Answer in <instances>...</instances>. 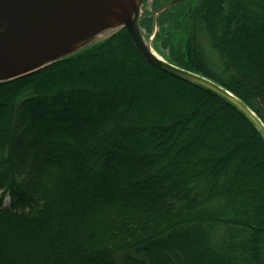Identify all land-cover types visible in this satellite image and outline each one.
I'll use <instances>...</instances> for the list:
<instances>
[{
	"label": "trees",
	"instance_id": "1",
	"mask_svg": "<svg viewBox=\"0 0 264 264\" xmlns=\"http://www.w3.org/2000/svg\"><path fill=\"white\" fill-rule=\"evenodd\" d=\"M172 1L145 43L264 125V0ZM0 264H264V136L104 30L0 82Z\"/></svg>",
	"mask_w": 264,
	"mask_h": 264
},
{
	"label": "water",
	"instance_id": "2",
	"mask_svg": "<svg viewBox=\"0 0 264 264\" xmlns=\"http://www.w3.org/2000/svg\"><path fill=\"white\" fill-rule=\"evenodd\" d=\"M141 3L142 0H0V82L33 73L102 31L123 25L148 63L228 99L264 136L263 123L233 93L206 77L168 63L145 43L137 25ZM110 19L115 22L110 23ZM152 37L153 34L149 39Z\"/></svg>",
	"mask_w": 264,
	"mask_h": 264
},
{
	"label": "rangeland",
	"instance_id": "3",
	"mask_svg": "<svg viewBox=\"0 0 264 264\" xmlns=\"http://www.w3.org/2000/svg\"><path fill=\"white\" fill-rule=\"evenodd\" d=\"M150 0H147V2H149ZM139 4V3H138ZM140 6V13H141V5H139ZM151 39V38H150ZM149 39V41L148 42H150L151 40Z\"/></svg>",
	"mask_w": 264,
	"mask_h": 264
},
{
	"label": "bare ground",
	"instance_id": "4",
	"mask_svg": "<svg viewBox=\"0 0 264 264\" xmlns=\"http://www.w3.org/2000/svg\"><path fill=\"white\" fill-rule=\"evenodd\" d=\"M111 22H115V19H110V23H111Z\"/></svg>",
	"mask_w": 264,
	"mask_h": 264
}]
</instances>
